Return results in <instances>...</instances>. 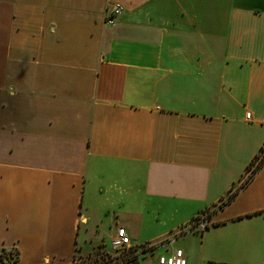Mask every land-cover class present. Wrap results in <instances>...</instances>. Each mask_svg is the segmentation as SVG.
<instances>
[{"label":"crops","instance_id":"0c3cea01","mask_svg":"<svg viewBox=\"0 0 264 264\" xmlns=\"http://www.w3.org/2000/svg\"><path fill=\"white\" fill-rule=\"evenodd\" d=\"M263 150L264 0H0V253L16 264H70L118 228L157 246ZM173 247L264 264V164Z\"/></svg>","mask_w":264,"mask_h":264},{"label":"built area","instance_id":"2783aa9c","mask_svg":"<svg viewBox=\"0 0 264 264\" xmlns=\"http://www.w3.org/2000/svg\"><path fill=\"white\" fill-rule=\"evenodd\" d=\"M123 8L121 5L112 6L107 15H106V24L114 25L116 19L121 16ZM246 119H251V114H246ZM262 158H259L255 161L252 166L253 172L257 166L260 164ZM250 172V174H251ZM249 177V176H248ZM209 214V213H208ZM206 213H203L198 217L197 220H194L190 225V229L194 232H202L206 229L207 224L209 223V216ZM180 233L170 236L167 239H164L158 243V245H142L140 247L134 246L132 239L128 236L124 228H118L115 235L110 241V248L112 252L118 255V258L113 259L108 264H131L133 259L137 258V261L142 264V260L145 259V255L154 251L155 247H168L169 250L166 254L160 255L157 257L156 261L149 264H187V260L184 255V251L173 247L175 240L178 239ZM121 255H130L129 260H124V256ZM70 264H80V262L75 258Z\"/></svg>","mask_w":264,"mask_h":264},{"label":"rangeland","instance_id":"374dc122","mask_svg":"<svg viewBox=\"0 0 264 264\" xmlns=\"http://www.w3.org/2000/svg\"><path fill=\"white\" fill-rule=\"evenodd\" d=\"M260 157L263 159L262 162H264V150L261 152ZM248 176L249 177L250 176L253 177L254 176V172H251V174H249ZM249 177H247L246 181L248 180ZM225 201L226 200L224 199V202ZM218 208H220V207L219 206L218 207H213V208L209 209L205 213H206V215L209 213L208 216L210 215V217H211L212 213ZM198 217H200V215ZM198 217L196 219H194V220H197ZM193 221L187 227L183 228L179 232L180 233L179 236L187 234V233H190V232H194L193 230L190 229V225L193 223ZM207 227H208V224H207ZM176 234L177 233L172 234L170 236H173V235H176ZM91 251H93V250H91ZM121 256H124V260H129L130 259V255H126V256L125 255H121ZM118 257H119L118 255H116V254H114L112 252V250L110 248V241L109 240H103V241L100 242V249L95 251V253H91L89 255H80V254H78V255H76L75 258L80 262V264H108L110 261H112L113 259L118 258ZM145 257L146 258L143 259L141 263L142 264H149V262L151 261V259L153 257V252L146 254Z\"/></svg>","mask_w":264,"mask_h":264},{"label":"trees","instance_id":"16d2710c","mask_svg":"<svg viewBox=\"0 0 264 264\" xmlns=\"http://www.w3.org/2000/svg\"><path fill=\"white\" fill-rule=\"evenodd\" d=\"M262 160L260 164L257 166V168L253 171L254 175L263 166L264 162H262ZM252 179L253 177L250 176L248 180L245 181L238 189L231 191L226 201L224 202V199L222 200V205L220 206V209L226 206L227 204H229L230 202H232L237 197V195L240 193V191L244 189ZM17 260H18V254L16 253V251H3L2 253H0V264H16ZM131 264H140V262L137 261V258H135V260L133 259Z\"/></svg>","mask_w":264,"mask_h":264}]
</instances>
